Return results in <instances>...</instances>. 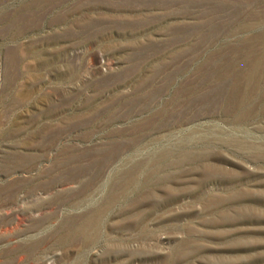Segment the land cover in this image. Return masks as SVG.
<instances>
[{"label":"rangeland","instance_id":"rangeland-1","mask_svg":"<svg viewBox=\"0 0 264 264\" xmlns=\"http://www.w3.org/2000/svg\"><path fill=\"white\" fill-rule=\"evenodd\" d=\"M0 264H264V0H0Z\"/></svg>","mask_w":264,"mask_h":264},{"label":"bare ground","instance_id":"bare-ground-1","mask_svg":"<svg viewBox=\"0 0 264 264\" xmlns=\"http://www.w3.org/2000/svg\"><path fill=\"white\" fill-rule=\"evenodd\" d=\"M87 229V228H86Z\"/></svg>","mask_w":264,"mask_h":264}]
</instances>
